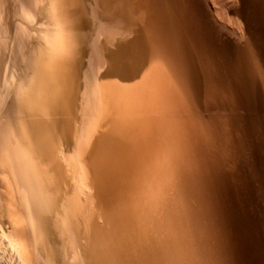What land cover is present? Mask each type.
Returning a JSON list of instances; mask_svg holds the SVG:
<instances>
[{
	"label": "bare ground",
	"instance_id": "6f19581e",
	"mask_svg": "<svg viewBox=\"0 0 264 264\" xmlns=\"http://www.w3.org/2000/svg\"><path fill=\"white\" fill-rule=\"evenodd\" d=\"M112 1L102 10L99 0H0V241L15 264H33L22 230L36 228L30 214L41 203L54 241L68 240L70 251L57 247L70 264H219L197 166L180 139L186 131L150 117L176 106L150 92L138 47L107 37L130 31ZM115 52L118 73L110 70ZM252 119L238 126L248 155L240 171L264 217ZM44 241L35 244L48 248Z\"/></svg>",
	"mask_w": 264,
	"mask_h": 264
},
{
	"label": "rangeland",
	"instance_id": "374dc122",
	"mask_svg": "<svg viewBox=\"0 0 264 264\" xmlns=\"http://www.w3.org/2000/svg\"><path fill=\"white\" fill-rule=\"evenodd\" d=\"M112 2V5H115L116 0ZM117 3L120 5L117 4V7L119 6L117 11L120 13L123 10L121 12L123 14L120 16L121 14L117 13L116 19L125 20L124 23L130 20L126 23L130 31L118 34L115 30H108L106 35L113 42L112 45L128 40L127 43L131 42L129 44L134 48L138 47V50L135 49L136 53L143 56L142 58L138 56L135 61L138 67L140 65V70L144 65L143 69L148 70L147 74V70L142 69L141 74L143 72L144 76H151L146 78L142 74L145 84L149 85L148 89L152 91V95L158 94L155 96L157 101L161 102L165 98L167 102L176 106V109L163 110L164 114L157 112L150 117L158 119L159 123L162 120L161 123L165 122V125L175 122L186 131L185 136L180 139H183L184 149L187 144L189 145L192 161L197 166L194 173L198 174L195 176L199 179V192L201 189L207 206L210 230H213L212 241L219 243L216 245L212 242L213 246H216L213 255L215 256V252L219 255L218 257L216 254L217 263L220 260L219 264H264V225H261V222L264 224V217L251 198L247 174L240 171L242 169L240 165L244 160L247 161L248 155L244 159L246 154L241 147L239 149V144H245L247 140L238 132V126H242L246 118L254 117L251 123L254 137L253 153L259 158L264 175V20H262L264 0H117ZM126 4L129 6L125 7ZM125 9H130L128 14ZM135 43L138 44L136 47ZM109 46L111 47V44ZM141 47L143 48L140 49ZM177 57L192 78L194 84L192 91L185 90L177 78ZM210 81L214 82L215 86V96L212 99H209L208 93ZM262 178L264 188V176ZM197 196L201 195L198 193ZM40 205L41 203L37 207L34 203L35 210L32 209V214L26 208L25 211L24 209L18 211L19 215L24 214V218L21 215L22 221L26 213L30 214L32 224L36 226L30 229L26 223L23 228L26 230H22L29 246L28 250H33V264H50L51 262H48L50 260H53L52 264H70L69 260L66 262L68 253L66 252L65 261L64 257L59 255L57 247L61 242L65 244V248L62 244L60 248L62 245L63 250L70 251L69 246L66 247V243L68 244L66 236L58 237L54 241L55 233L51 234L53 231L48 230L50 228L47 226L48 222H45L37 212ZM37 216L41 219L40 222ZM43 224L47 229L44 230ZM34 230L48 235H38L40 237L36 240L37 233L35 235ZM32 234L36 241L30 239ZM28 236L30 237L27 238ZM41 241H44L41 245L50 241L48 248L47 245L38 247ZM53 241L55 243L58 241L56 246ZM1 242L3 241H0V252H3L1 256L4 259L0 257V264H15L5 243ZM32 242L37 245L34 246ZM29 244L34 247L31 249ZM7 253L11 258L6 257Z\"/></svg>",
	"mask_w": 264,
	"mask_h": 264
},
{
	"label": "snow or ice",
	"instance_id": "6c2138e0",
	"mask_svg": "<svg viewBox=\"0 0 264 264\" xmlns=\"http://www.w3.org/2000/svg\"><path fill=\"white\" fill-rule=\"evenodd\" d=\"M106 4L105 0H99L98 2V8L105 9ZM122 53L121 52H115L112 54V63H111V71L114 73H118L120 71L119 68V57ZM176 73L178 80L182 83V85L185 87L186 90L192 91L194 84L192 81V78L190 74L185 70L183 64L179 61V58L177 57V66H176ZM208 93H209V99L214 98L215 96V86L214 82L210 81L208 85Z\"/></svg>",
	"mask_w": 264,
	"mask_h": 264
}]
</instances>
